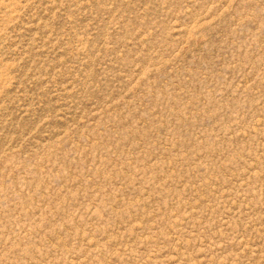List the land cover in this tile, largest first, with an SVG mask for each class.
I'll return each mask as SVG.
<instances>
[{
    "label": "rangeland",
    "instance_id": "rangeland-1",
    "mask_svg": "<svg viewBox=\"0 0 264 264\" xmlns=\"http://www.w3.org/2000/svg\"><path fill=\"white\" fill-rule=\"evenodd\" d=\"M0 264H264V0H0Z\"/></svg>",
    "mask_w": 264,
    "mask_h": 264
}]
</instances>
